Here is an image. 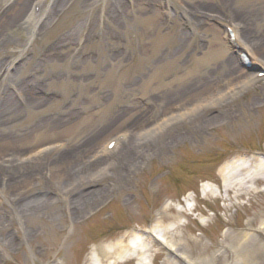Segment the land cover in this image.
<instances>
[{
    "label": "rangeland",
    "instance_id": "374dc122",
    "mask_svg": "<svg viewBox=\"0 0 264 264\" xmlns=\"http://www.w3.org/2000/svg\"><path fill=\"white\" fill-rule=\"evenodd\" d=\"M52 1L36 8L42 18L28 44L22 23L12 19L0 25V93L17 95V87L39 84L44 102L0 112L7 119L0 133L21 136L29 144L24 151L2 147L0 166L13 159L27 161L26 155L45 145L47 150L32 155L43 158L31 184L39 187L53 182L49 163L56 149H77L76 162L62 165L73 178L62 177L60 185L97 184L107 192L106 205L90 211L81 225L68 221L64 227L52 217L62 233L51 257L70 236L82 243L67 247L68 264H82L97 246L149 230L160 238L159 226L181 224L178 241L193 258L229 264L239 256L264 264V177L240 196L223 187L231 164L264 160V73L257 70H264L257 63L264 62V0H211L214 9L209 11L214 12L200 16V26L185 9L201 0H154L156 5L151 0L154 10L148 8L149 0H72L50 12ZM119 2L124 5L122 15L116 12ZM5 5L0 0V12ZM232 26L239 28V46L248 52L249 63L224 35ZM254 76L258 79L253 84L213 108H200L137 140L175 107L200 103L208 92H224ZM208 115L214 120L204 126ZM53 123L57 126L46 127ZM119 136L124 138L117 151L130 139L132 147L145 154L132 169L122 167L117 151L93 157ZM167 138L177 141L161 145ZM92 166L105 168L106 175L98 180L90 174L78 176ZM2 200L0 215L10 210L7 199ZM10 226L21 231L17 221ZM17 250L34 264L27 243ZM162 252L155 260L152 253L148 264H182ZM17 263L14 255L2 262Z\"/></svg>",
    "mask_w": 264,
    "mask_h": 264
},
{
    "label": "bare ground",
    "instance_id": "6f19581e",
    "mask_svg": "<svg viewBox=\"0 0 264 264\" xmlns=\"http://www.w3.org/2000/svg\"><path fill=\"white\" fill-rule=\"evenodd\" d=\"M1 1L6 5L4 10L0 12V25L3 24V22H10L12 19L18 23H22L29 35L27 44L30 43L33 37V32L31 31H33V27L42 18V15L37 12L36 8L41 6L44 0H33L28 10L25 6L29 0ZM71 1L72 0H53L49 10L50 12H54L57 9H63L62 3L65 2V4H68ZM153 2L151 0L147 1V6L151 10H154ZM197 2L196 4L189 3L185 10L188 12L189 17L195 20L194 23H198V26H200L203 21L200 16L209 15V12L213 13L214 11H209V8L214 9V6L211 0H201ZM116 8V12L122 15L124 5L119 2ZM193 16H195V18ZM114 17L118 18L115 15ZM242 27L244 30L247 28L246 25ZM237 29H239L237 26H232L230 32L227 30L224 31V35L230 39L231 33L239 45L241 43V38L239 30ZM211 57L210 55L207 60ZM257 63L264 65L262 61ZM11 65L12 62L9 63V67ZM2 76H4V73L1 74L0 78H2ZM257 79V76L248 77L239 85L224 92H208L200 103L189 107H175L169 114L150 125L147 130L139 133L140 135L137 140L143 141L150 138L152 134L161 131L166 126L177 123L183 117L196 112L200 108H213L224 99L246 89ZM26 85V87L21 86L16 88L17 95H15L16 92L13 94L11 91L0 93V112H2L3 108V111L8 113L10 110L16 111L18 108L20 109L25 105L39 107L44 104L43 97L40 96V93L43 91L38 87L39 84H35L32 87H28V84ZM14 96L16 97L14 98ZM213 120L214 117L208 115L204 119V126L205 124H211ZM6 123L7 119L1 117L0 114V127L5 126ZM52 125H54V123L46 124V127L51 128ZM54 126H57V124ZM199 126L203 128V122ZM123 138V136H119L109 139L105 147L95 151L93 157L99 158L106 154H114V152L120 148L119 145ZM175 141H177V139L167 138L161 142V145H170ZM132 143L130 139H127L123 143V148L119 149L115 154V158L121 161L122 167L125 169L127 166L128 169H132L137 164L136 159L139 156L145 155L141 151H136L132 147ZM26 144L23 142V137L21 136L14 137L10 133H0V149L5 145H11L19 147L20 151H24L29 145ZM110 145L112 146L110 147ZM47 149L45 145H42L34 151L35 154L26 155L27 161H22L20 158V161L17 162L13 159L10 160L9 163L0 166V204L3 203V198L7 199L10 204V210L0 215V264H2L8 255H14V257L18 259L17 264H29L28 260L17 252L18 247L24 243H27L30 247L34 264H68L70 256L67 252V247L80 245L82 241L75 236H70L58 250L57 255L51 257V253L56 249L62 233V231L57 230L55 219L60 220L64 227L67 225L68 221L78 226L87 221L90 211L103 208L106 205L104 195L107 192V187H101L97 184H91L87 187L71 184L64 186L60 185L59 182L62 177L68 180L73 178L70 170L63 169L62 165L67 162L70 164L74 161L76 162V158L80 157V155L77 154V149L67 153L56 149L53 154L54 158L51 160V163H49V165H52L54 168L51 177L53 182L47 183L44 181L39 187H31L32 179L37 176V173L33 175V171L38 172L40 169L38 167L43 165L41 162L43 158L33 159L32 155H39ZM252 161L254 164H252ZM21 162L22 164L25 162L26 165H22ZM19 168H22L24 171H19ZM104 169L105 168L92 166L89 169L81 170L78 176L90 174L94 180H98L100 177L106 175ZM226 173L228 181L223 185L224 190L227 193L236 192V195L240 196L243 191L251 190V184H258L261 180V176L264 177V160L259 159L258 161L257 158H253L250 162L243 160L231 164L227 167ZM208 193L209 191H206V194ZM62 199L63 201H61ZM125 204L130 206V202L128 201H126ZM61 211H65L67 215L60 217L59 213ZM52 217L56 218L54 219ZM16 221L19 223L21 231H17L14 226H10V224H14ZM179 229H181V224H176L172 227L159 226L158 231L161 234L160 238L150 230L141 234L125 235L107 245L95 247L94 254L85 259L82 264H148V259L151 254H154L153 259L155 260L157 256L163 254L162 249L168 251L176 261L182 264H214V259L210 257L199 256L193 258L189 253L182 251V244H180L182 241H178L179 233L177 230ZM158 245L160 248H157ZM236 250L234 251L237 252ZM58 254L59 259L57 258ZM229 264L253 263L245 258L236 256Z\"/></svg>",
    "mask_w": 264,
    "mask_h": 264
},
{
    "label": "water",
    "instance_id": "95a60500",
    "mask_svg": "<svg viewBox=\"0 0 264 264\" xmlns=\"http://www.w3.org/2000/svg\"><path fill=\"white\" fill-rule=\"evenodd\" d=\"M243 57H244V58H247V55H246V53H245V52H243Z\"/></svg>",
    "mask_w": 264,
    "mask_h": 264
}]
</instances>
